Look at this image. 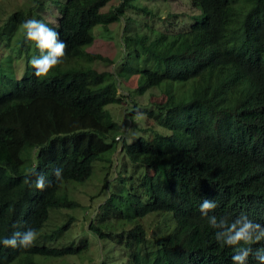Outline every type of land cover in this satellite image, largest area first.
<instances>
[{
  "label": "trees",
  "instance_id": "16d2710c",
  "mask_svg": "<svg viewBox=\"0 0 264 264\" xmlns=\"http://www.w3.org/2000/svg\"><path fill=\"white\" fill-rule=\"evenodd\" d=\"M110 1L33 0L7 16L19 27L42 21L67 49L42 79L28 63L24 34L9 41L26 63L20 78L9 66L0 81V264L88 257L89 239L68 241L74 215L48 220L50 209L81 205L64 188L90 178L96 162L105 186L113 173L127 188L87 212L83 231L107 244L90 264H238L233 257L244 249H251L245 264H264V238L227 245L216 238L224 229L208 223L246 217L264 229V0H181L188 13L170 11L173 22L160 17L162 0H119L103 11ZM48 4L51 25L41 14ZM121 22L120 63L87 52L97 26ZM33 49L39 57L35 42ZM96 61L113 71L96 69ZM123 79L136 84V96L157 88L160 95L142 110L132 101L119 121L107 106L130 98ZM140 111L146 135L127 143L126 122ZM118 153L132 165L126 178L115 172ZM205 199L217 205L208 216L200 211ZM29 228L38 232L34 246L2 243Z\"/></svg>",
  "mask_w": 264,
  "mask_h": 264
},
{
  "label": "rangeland",
  "instance_id": "374dc122",
  "mask_svg": "<svg viewBox=\"0 0 264 264\" xmlns=\"http://www.w3.org/2000/svg\"><path fill=\"white\" fill-rule=\"evenodd\" d=\"M46 3V0H41ZM157 4L156 1H153ZM32 5L33 0H0V81H5L9 77V66H12L14 69V75L17 78L22 76L24 66L26 63V57L23 53L14 52V50H10L12 46V42H9L10 39L13 37V42L16 38H20L24 31L21 27L17 26L15 20L11 17L7 20V16L11 14L14 10L18 9L22 5ZM119 4V0H111L102 10L107 11L109 8L117 6ZM50 7L47 8V13L45 11H41L42 16H47L49 24L51 25L54 21L55 10L53 6L48 4ZM52 6V7H51ZM159 12L161 14V18L165 19L166 21H174V17H166L167 13L171 12H187L181 4V0H162V4L159 5ZM185 10V11H184ZM188 13V12H187ZM140 16V15H139ZM122 25L114 23L108 27V30L102 29L100 26H97L94 31V42L93 44L87 49L89 53L101 54L102 56L108 58L109 60H113L115 64L121 62V53H122V44L120 35L122 33ZM25 37V36H24ZM29 45V50L31 52L28 54V63L33 57H37L35 54V50L33 49L34 42L29 41L24 38ZM12 51V52H11ZM30 65V63H29ZM31 66V65H30ZM93 66L98 70H109L113 71V64L112 63H102V62H94ZM131 84V85H127ZM1 84V88H2ZM122 92L127 93L129 91L130 98L126 99L123 104L121 105H109L107 109L112 113L113 117L119 121L123 120L124 116V109L127 112H132L134 110V106L132 101L138 103V109H144L147 103L151 101V99L159 98V89H150L142 96H136V84L134 83H126V80L123 79L121 84ZM152 95V97H151ZM131 119V120H130ZM130 120V121H129ZM129 120L126 122V126L129 129V136L127 138V143H130L132 140H135L138 137H145V131H141L140 127L144 126V116L142 112L136 113L135 116H130ZM117 159V163H116ZM116 167L115 172L120 173L123 178H126V171L129 174L132 173L130 167H132L131 163H129L127 157L124 153H118V156L114 157ZM104 169L103 164L100 162H96L94 164V170L90 178L82 182H69L66 190L69 195L81 202V205L76 208L72 209H62V210H49V220L51 221L58 212H62L64 216V221L68 215H74L76 220L72 222L71 228L68 232V241L70 243H77L80 237H85L89 239L90 244V251L86 253L88 257L80 256L74 257L70 256L62 262V264H90V258L94 257L97 259V246H103L104 248L107 247V244L101 243L97 241V238L92 234H87L83 231V228H86L87 222L90 219V216L87 212L92 213L94 207L102 202H104L105 198L110 194L114 189L121 187L122 190L127 188L126 180L124 181L123 185L118 184L115 179V175L112 173L108 180L109 183L107 186L104 185ZM63 190V189H62ZM63 190V191H64ZM57 218V215H56ZM59 220H62V216H58ZM63 221V220H62ZM61 221V222H62ZM83 223V227H82ZM89 254V255H88ZM91 256V257H89ZM84 260V261H83ZM83 262V263H82Z\"/></svg>",
  "mask_w": 264,
  "mask_h": 264
},
{
  "label": "clouds",
  "instance_id": "9594fccd",
  "mask_svg": "<svg viewBox=\"0 0 264 264\" xmlns=\"http://www.w3.org/2000/svg\"><path fill=\"white\" fill-rule=\"evenodd\" d=\"M20 27L24 31L25 38L35 42L36 47L41 50L39 57H33L29 61L34 69V75L42 79L47 78L52 69L63 63L66 57V43L60 40L57 31L48 27L47 24L40 20L29 18ZM53 175L56 178H60L61 169H55ZM25 183H28V181L25 180ZM44 187L45 179L41 176L36 181V188L43 190ZM216 207L217 205L214 201L205 199L200 205V211L203 216H208V213ZM208 223L213 228L224 229V231L216 233V238L217 240L223 239L227 245H235L241 241L245 244H250L264 238V229L259 224H253L251 221H248L246 217L238 218L229 225L223 219L218 223L215 216H209ZM37 239V230L29 228L23 233L19 231L15 232L10 239L6 238L2 243L11 248H30L35 245ZM250 251L251 249L242 250L233 257V260L238 262V264H245ZM261 259L264 261V257H261Z\"/></svg>",
  "mask_w": 264,
  "mask_h": 264
}]
</instances>
